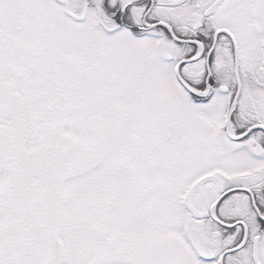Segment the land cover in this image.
<instances>
[{"label":"snow or ice","instance_id":"snow-or-ice-1","mask_svg":"<svg viewBox=\"0 0 264 264\" xmlns=\"http://www.w3.org/2000/svg\"><path fill=\"white\" fill-rule=\"evenodd\" d=\"M0 264H264V0H0Z\"/></svg>","mask_w":264,"mask_h":264}]
</instances>
